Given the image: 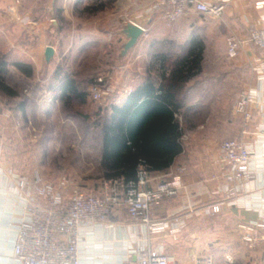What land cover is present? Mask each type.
I'll return each mask as SVG.
<instances>
[{
  "label": "crops",
  "instance_id": "crops-1",
  "mask_svg": "<svg viewBox=\"0 0 264 264\" xmlns=\"http://www.w3.org/2000/svg\"><path fill=\"white\" fill-rule=\"evenodd\" d=\"M77 1L88 2L86 6L93 4L89 0ZM114 1L112 0L113 3ZM153 2L151 0L148 3V8ZM262 2L264 0H226L220 20H213L196 12H190L175 22L168 20L161 11L150 13L148 16L139 14L134 18L136 20L131 19L127 23H136L144 28L146 33L124 57L121 56L120 46V54L114 61V67L118 70L124 68L127 76L120 77L121 73L118 71L105 81L103 87L109 89V96L103 103H96L92 99L91 90L95 82L87 86L88 95L83 100L77 94L72 95L73 101H78L76 108L74 106L75 111L84 117H101V107L111 115L112 105L121 106L128 99L130 102L136 100L135 105H132L131 114L135 112L140 115V104L147 99L142 89L152 83L155 93H158L162 73L159 60L161 55L200 50L203 52L201 71L187 84L184 93L179 118L183 128L180 139L182 152L174 158L168 169L151 173L155 178L173 174L179 178L181 184V192L176 200L164 199L150 213L154 221L167 220L171 228H180L178 236L173 238L176 240L173 249L169 244L172 239L169 231L151 232L144 223L131 219L124 209L114 208L104 223L82 228V264L134 263L138 261L142 251L162 252L171 257L174 264H193L197 256L211 255L215 264H218L213 251L200 248L202 243L213 244L215 247L235 239L244 242L245 232H239L238 228L242 220L264 223V137L258 133L264 126V50L247 43L236 59L226 58L229 36L247 40L252 31L264 28V5L258 6V3ZM202 20L207 22L199 23ZM123 27L113 31L105 29L101 42H113L109 44L114 45L113 39L118 36L122 37L125 43L127 39L122 34ZM83 32L81 35L85 34ZM153 35L160 38L150 39ZM45 48L43 47L42 51L44 63ZM211 53L221 55L216 59H209ZM221 56L222 60L219 59ZM126 57L127 65H121L122 59ZM209 60L211 62H208ZM208 69H212L209 72V80L203 83L201 77L209 71ZM50 74L52 75V71ZM53 75L49 78L50 84L53 82ZM43 84L39 85L38 115L44 116L48 113L49 116L58 118L67 94L60 88V83H53L55 85L51 89H47L48 86L44 88ZM244 93L254 97V103L250 106L253 119L248 123L244 136L243 119L236 112L234 104L230 108L210 106L207 109L208 118L203 123L193 124V121L189 130L191 133L186 135V116L199 115L202 105L206 106V103H202L203 99L238 101ZM73 114L77 116L76 113ZM15 119L21 124L8 125L5 121H0V264H19L14 257V246L26 201V190L20 187V182H28L30 191H36L35 180H45L48 176V171L46 172L41 162L44 146L41 135L33 137V148L37 151L33 152L30 158L29 150L25 149V142L22 140L23 134L19 135L30 127L24 125L23 119ZM34 128L36 127L32 128L35 131ZM37 131L39 133L40 128ZM228 139L241 140L253 152L248 179L228 181L231 167L226 164L220 153V143ZM101 144L100 141L96 178L105 180L101 169ZM58 173V180H63L64 183L55 187L68 200L78 191L93 193L68 182L70 178L67 173ZM154 187L155 182H152L148 188ZM217 204H221V212L210 213L211 207ZM176 219L179 220L178 223ZM205 226L207 231L203 229ZM202 229L204 233L201 232ZM252 237L257 244L262 245L264 264V229L255 231Z\"/></svg>",
  "mask_w": 264,
  "mask_h": 264
},
{
  "label": "rangeland",
  "instance_id": "rangeland-1",
  "mask_svg": "<svg viewBox=\"0 0 264 264\" xmlns=\"http://www.w3.org/2000/svg\"><path fill=\"white\" fill-rule=\"evenodd\" d=\"M150 1L115 0L113 3L112 0H104L108 5L107 8L93 15L84 13L88 4L84 1L0 0V55L7 56L10 61L17 60L30 63L34 69L33 77L28 79L14 67H8L6 81L10 87L18 92L19 98L12 99L0 93V121H5L8 125L20 123L13 115L16 116L17 103L20 100L26 102L27 120L23 123L29 125L30 128L29 130L25 129L19 135L23 134L22 140L25 142V149L29 150L30 158L33 152L37 151L33 148V137L41 135L44 142L41 162L46 172L48 171V176L44 180L45 183L54 186L63 185L64 181L58 180L60 176L58 172H63L69 176L68 182L76 187L86 188L95 194H102L105 191L109 181L97 179L96 176L102 135L101 125L108 120L109 111H104L101 107L102 109H100L103 111V114H100L101 117L83 119L75 111L74 106L70 105L61 107L58 118L49 116L48 113L39 116L37 108L40 105L37 104L39 85L45 83L42 86L46 88L50 83L49 78L58 69L62 73L72 75L82 83L88 84L90 82L93 84L99 79H103L105 83L118 71L121 73L120 77L127 76V71L124 68L118 70L114 67V61L120 54L119 49L124 43V39L115 36L114 45L109 44L113 42L103 44L101 39L105 29L113 31V29L123 27L124 24L139 14L148 16L150 9L148 3ZM59 12H61V20L58 19ZM53 21L56 22V26H54ZM206 22L202 20L199 23ZM81 32L85 33L84 36L81 35ZM86 32L92 34L88 35ZM157 38L160 37L153 35L150 39ZM47 46H52L56 50L54 59L48 64L44 63L42 55L43 47ZM171 54L172 56H182L185 52ZM220 55L221 53H211L209 59H216ZM219 59L222 60V56ZM126 60L127 57L123 58L120 64L127 65ZM51 71L52 75L50 74ZM210 71L212 69L201 77L203 83L208 82ZM203 100L202 103H206V106L202 105V112L199 115L186 116L185 127L186 130L188 129L186 135L191 133L189 130H191L193 121L195 122L193 124L203 123L208 118L207 109L210 106L217 105L221 108H230L237 103L236 99L234 101L227 99L221 101ZM7 113L10 115L9 118L3 116ZM73 113H76L77 116L75 117ZM34 126L37 128H34L35 131L32 129ZM225 141H222L220 146ZM176 198L172 200H176ZM203 229L207 231L206 226ZM203 229L201 230L202 233L205 232ZM257 230L259 228L255 229V231ZM240 231L242 232V230ZM171 238L169 244L173 249L176 240L173 239L174 237ZM213 246V244L206 243L204 245L202 243L200 248L213 251L218 264L263 263L262 245L257 244L255 240L247 243L235 239L230 243ZM203 253L206 254V252Z\"/></svg>",
  "mask_w": 264,
  "mask_h": 264
},
{
  "label": "built area",
  "instance_id": "built-area-1",
  "mask_svg": "<svg viewBox=\"0 0 264 264\" xmlns=\"http://www.w3.org/2000/svg\"><path fill=\"white\" fill-rule=\"evenodd\" d=\"M225 3L226 0H216L212 3L202 0H154L149 14L161 11L171 22L186 17L190 12L220 20L225 10ZM263 5L264 2L258 3L259 7ZM144 31L146 33L145 29ZM247 43L264 50V28L252 31L247 40L239 39L234 35L229 36L227 58L236 59ZM103 83V79L95 81L91 90L92 99L96 103H103L109 95V89L104 88ZM253 103L254 97L248 93L242 94L236 103V112L244 123L242 136L246 134L247 125L253 119L250 110ZM3 116L10 117L8 113ZM258 133L264 137V126ZM220 153L226 164L231 167L228 181L249 178L253 152L241 140L223 142ZM152 182H155V187L149 189ZM35 184L36 191H30L28 182H20V187L26 190V201L18 223L14 246V257L19 264H82L80 260L82 228L104 223L114 208L124 209L131 219L144 223L151 232L169 231L170 236L174 238L180 232L178 227L171 228L167 220L154 221L150 217L152 208L159 205L162 200L174 199L180 194L179 178L173 174L155 178L144 165H140L135 183L126 184L123 180H112L106 185L102 194L78 191L70 200L54 185L45 183L41 178H37ZM210 210V213L219 214L221 204L212 206ZM206 213L208 214V211ZM178 221L176 219V223ZM238 228L245 232L243 240L250 243L254 242L252 235L255 229H264V223L242 220ZM124 264L174 263L171 257L162 252L142 251L137 262ZM193 264H215V261L213 256L204 255L197 256Z\"/></svg>",
  "mask_w": 264,
  "mask_h": 264
},
{
  "label": "trees",
  "instance_id": "trees-1",
  "mask_svg": "<svg viewBox=\"0 0 264 264\" xmlns=\"http://www.w3.org/2000/svg\"><path fill=\"white\" fill-rule=\"evenodd\" d=\"M89 1L93 4L86 6L84 13L94 15L108 6L103 0ZM58 19L61 20V12L58 13ZM202 54L200 50L189 51L182 56H172L169 53L161 55L159 60L162 73L158 93H155L152 83L142 89L147 99L140 104V115L135 112L131 114L132 105H135L136 100L130 102L128 99L121 106H111V115L101 125V169L106 181L123 180L126 184L135 183L140 165H144L150 174L164 171L171 166L174 158L181 154L180 139L183 128L179 118L184 93L187 84L201 71ZM9 66L28 79L33 77L34 69L30 63L10 61L7 56L0 55V93L18 99V92L8 85L5 78ZM74 78L58 69L47 89H51L55 85L53 83H60V88L67 94L64 106L72 105L76 108L78 101H73L72 95L77 94L83 100L88 95L87 86L92 82L82 83ZM15 114V118L27 120L25 101L20 100L17 103Z\"/></svg>",
  "mask_w": 264,
  "mask_h": 264
},
{
  "label": "water",
  "instance_id": "water-1",
  "mask_svg": "<svg viewBox=\"0 0 264 264\" xmlns=\"http://www.w3.org/2000/svg\"><path fill=\"white\" fill-rule=\"evenodd\" d=\"M53 23L54 26H56V22L53 21ZM122 34L127 39V41L121 46V56L124 57L130 50H132L137 45L140 38L145 34V31L144 28H142L141 26L130 22L122 28ZM55 52L56 50L52 46H47L45 48L44 58L47 64L54 59Z\"/></svg>",
  "mask_w": 264,
  "mask_h": 264
}]
</instances>
